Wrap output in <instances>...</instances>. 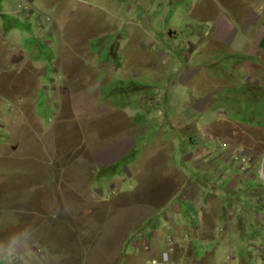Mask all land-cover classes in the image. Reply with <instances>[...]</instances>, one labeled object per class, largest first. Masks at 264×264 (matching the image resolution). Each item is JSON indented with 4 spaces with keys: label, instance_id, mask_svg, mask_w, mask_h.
<instances>
[{
    "label": "rangeland",
    "instance_id": "rangeland-1",
    "mask_svg": "<svg viewBox=\"0 0 264 264\" xmlns=\"http://www.w3.org/2000/svg\"><path fill=\"white\" fill-rule=\"evenodd\" d=\"M40 14L75 23L55 65L64 102L52 70L34 91L35 67L13 63L1 37L26 30L20 50L50 64L55 52L28 26ZM218 20L237 27L220 34L230 43ZM0 33V264H264V72L249 71H264L251 56L264 0H0ZM17 96L46 127L68 117L55 133L59 164L15 160ZM118 144H133L121 159L142 158L131 176L126 162L104 172L74 163Z\"/></svg>",
    "mask_w": 264,
    "mask_h": 264
},
{
    "label": "crops",
    "instance_id": "crops-1",
    "mask_svg": "<svg viewBox=\"0 0 264 264\" xmlns=\"http://www.w3.org/2000/svg\"><path fill=\"white\" fill-rule=\"evenodd\" d=\"M33 23L35 24L37 21L34 19L32 20ZM45 23H47V21H43L40 20L38 22L37 25H30L28 24V26L30 27L31 30H34V28H36V35L39 38V40L43 41L44 43H42L40 45V49L44 50V51H53L55 52V55L52 59V61L50 62V64L44 63V62H33L31 58L30 60L25 56V52L23 50H20V45H21V39L22 36H24L25 34H27V31L25 30L24 32H20L16 31V36L14 38H7L6 36H9V31L8 32H4L3 34L0 33L1 37H3V39H5V42L8 44L9 42L13 43V46L16 47L17 52L13 55L14 56V61L13 63L19 64L21 65V63L23 64V66H32L35 67V69L31 70L32 73L34 75H37V88L36 90H34L35 92H37L38 90H41V83L42 80L44 78H46L48 71L52 70L54 77L52 78L53 81L51 82V87L53 89H55L56 92L61 93L62 95L64 94V92L62 91L61 87H58L56 85L57 82V77L59 78V80L61 81V73L58 70V68L55 67L56 65V61L58 59H60L61 55L63 54V49H64V44L63 43V38L64 35L67 34V31L71 28L73 29V24H75L74 22H72L71 20H65L62 21L61 23H58L56 26H53L52 23H47L45 25ZM215 24H218L220 27L219 30V42H225V43H230L233 39L232 37L234 35H236L239 31L237 29L236 26H231L229 21H225V20H218L217 22H215ZM11 28V27H10ZM9 30L8 28H3V31ZM229 31V34H232L233 36L231 37V39L228 40H224L222 37L220 38V34L225 33ZM35 40H38L37 38H35ZM224 43V44H225ZM240 46V50H243V45H239ZM233 47V46H232ZM254 53L251 54V56H255V57H259L261 59L264 60V38L263 37H257L255 39V44L252 46ZM251 48V49H252ZM59 51V52H58ZM98 68V67H97ZM40 70L43 75L36 73L35 71ZM115 70H117V68H115ZM251 73H255L256 71L260 72H264L262 69H256L254 67H251V69L249 70ZM116 72V71H115ZM21 72H19L18 74H21ZM264 80L260 83H263ZM21 97V98H19ZM17 96L15 99H12V104L9 103L10 106H12L14 109H12L13 112H15V116L18 114L20 121L18 120L17 124H10V127L12 125H15V128L11 127L13 131H15L16 129L19 128V126H21L23 133L21 134V136H18L19 139L17 141L16 146L13 149H17V154H16V159L15 160H19L22 162V164H28V165H32L35 166V164L43 162L45 164H49L50 160H52V163H60L59 160V152H61V150L56 146V144L58 143L55 139L56 137V132L60 130L59 126L60 124H68L69 120L68 117H63L62 115H57L56 119L51 123L50 127H46L45 126V122L46 119L35 115L30 114L29 110L31 111V109H34L33 105H27L24 108H22V96ZM33 97L35 98L36 101V93H34ZM60 99L62 102H64V96H60ZM31 106V109L28 110V108ZM35 106V103H34ZM83 108H85L83 106ZM82 115V114H81ZM81 115H77L74 116L75 118L80 117ZM28 117H30L29 122L26 123L24 120H26ZM15 122V118L13 119ZM90 124V123H88ZM30 126L34 127V126H38L39 129L36 131V136L33 138V143L34 146L36 147V152L33 153L28 146L29 141L27 140L26 137H28V134L30 132L29 129ZM66 126V125H65ZM4 126L0 125V130H3ZM29 130V132H28ZM89 130L90 128L86 126L84 135H85V142L84 143H92V139L91 138H87L88 134H89ZM83 143V144H84ZM101 145V142H100ZM133 150V144H128V146L126 145H115L114 148L112 149H104V151L99 154V155H93V156H85L82 159L76 158L74 163L77 161H83L81 164H84L82 166H80V168L85 171L87 168L88 169H92L95 168L96 170H105L113 167V164H116L119 162V164H122L124 162L127 163L128 167L127 170L130 171L132 170V166H134L135 164L139 165L142 162V158L140 156H136L133 160L127 161V158H123L121 159V155L123 153L126 154V156ZM261 156L256 155L253 161V168L255 170V173L259 171V161H260ZM69 163H71L70 161L66 160V164L68 165ZM54 165V164H53ZM112 165V166H111ZM110 166V167H109ZM79 168V167H77ZM247 178H252V177H256V175L254 174V176L249 173L248 176H246ZM205 209V208H203ZM173 210L175 212H179L182 211V208H179L177 206L173 207ZM206 210V209H205ZM177 234H180L181 231L187 228L186 224H183V226H181V223L179 224H174L173 225ZM153 240L154 242H158V233L154 232L153 233ZM153 246L155 249H158V247L155 245L156 243H153Z\"/></svg>",
    "mask_w": 264,
    "mask_h": 264
},
{
    "label": "clouds",
    "instance_id": "clouds-1",
    "mask_svg": "<svg viewBox=\"0 0 264 264\" xmlns=\"http://www.w3.org/2000/svg\"><path fill=\"white\" fill-rule=\"evenodd\" d=\"M40 18H39V16L37 15L36 16V21H40V20H42V14H40ZM39 19V20H38ZM60 96H62V94L60 93ZM65 101V100H64ZM31 112L32 113H34L35 112V108L34 109H31ZM34 115H35V113H34ZM32 128V127H31ZM34 128H32L31 130H33ZM35 131H37L36 129H34ZM28 132H29V130H28ZM250 132V131H249ZM33 133V132H32ZM247 133V132H246ZM245 133V134H246ZM36 134V133H35ZM246 136V135H245ZM29 137V136H28ZM34 138V137H33ZM123 164V163H122ZM128 167V166H127ZM127 167L125 168V171L130 175V171H128L127 170ZM114 167H110V168H108V169H105V170H99V171H101V172H104V171H108V170H111V169H113ZM87 170L89 171V172H92V171H97L96 169H93L92 171H90V169H88L87 168ZM93 175H94V173H93ZM131 176V175H130ZM115 178V180H120V182H125L124 180H122V178H121V176H116V177H114ZM102 190H104V189H102ZM113 195H115V194H112V193H110L108 196H107V198L109 199V198H111ZM106 198V199H107ZM158 242H159V234H158ZM151 261V260H150ZM155 262H156V260H155ZM162 264H172V261L170 260V257L168 256V255H166L165 257H164V262L162 263Z\"/></svg>",
    "mask_w": 264,
    "mask_h": 264
},
{
    "label": "trees",
    "instance_id": "trees-1",
    "mask_svg": "<svg viewBox=\"0 0 264 264\" xmlns=\"http://www.w3.org/2000/svg\"><path fill=\"white\" fill-rule=\"evenodd\" d=\"M125 163V162H124Z\"/></svg>",
    "mask_w": 264,
    "mask_h": 264
}]
</instances>
